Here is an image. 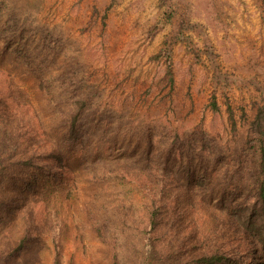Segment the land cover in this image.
Segmentation results:
<instances>
[{
  "label": "rangeland",
  "instance_id": "rangeland-1",
  "mask_svg": "<svg viewBox=\"0 0 264 264\" xmlns=\"http://www.w3.org/2000/svg\"><path fill=\"white\" fill-rule=\"evenodd\" d=\"M162 51L171 55L173 83L164 59H154ZM9 75L11 86L26 92L24 108L37 126H56L57 142L85 101L70 158L73 176L91 174L96 165L114 172L118 162L130 172L151 170L147 153L155 149L152 158L167 163L165 172L181 183L191 180L202 194L204 211L198 205L197 212H183L191 222L204 212L206 222L219 223L206 211H222L224 201L253 190L257 140L249 127L264 105V0H0V81ZM172 139L182 148L166 149ZM201 176L208 182L202 188ZM1 178L0 190L16 189L38 218L52 206L59 211L63 264H114L83 211L85 183L37 188L31 197L14 177ZM119 184L141 211V186ZM105 204L98 202L96 211ZM21 205L12 215L0 211V264H52L46 235L7 258L4 241L13 243L26 221ZM132 248L124 247L117 264H162Z\"/></svg>",
  "mask_w": 264,
  "mask_h": 264
},
{
  "label": "trees",
  "instance_id": "trees-1",
  "mask_svg": "<svg viewBox=\"0 0 264 264\" xmlns=\"http://www.w3.org/2000/svg\"><path fill=\"white\" fill-rule=\"evenodd\" d=\"M158 26L155 25V31ZM160 58L164 59L166 74L173 83L171 55L168 51H162L154 56V59ZM7 79L0 81V167L6 170L5 174H0L1 183L4 182L1 177H14L23 186L22 193H29L31 197L39 190L37 188L52 186L71 190L77 185V180L85 183L81 193L88 203L83 211L89 217L88 221L92 222V231L111 253L114 264L118 263L119 254L125 246L133 247L132 250L137 248L138 255L146 252L144 260H155L162 264H251V259L255 260V264H264V105L258 107L249 127L250 134L257 140V177L253 190L242 200L224 201L225 209L222 211H206L210 212L211 218L217 217L219 223L215 220L206 222L209 217L204 212L197 214L200 219L191 222L183 212H197L198 205L203 206L202 194L191 186V180L181 183L179 179L174 180L177 178L175 175L165 172L166 167L169 168L167 163L162 167L159 160L152 158L155 149L147 153V167L151 170L136 168L130 172L128 166L124 168V164L118 162L113 168L114 172H98L103 165H96L91 174L81 178L73 176L70 158L71 152H76L79 134L76 125L85 101L80 106L81 111L72 112L69 127L60 143L55 141L56 126L47 123L45 129L39 128L34 114L24 108L26 92L11 86L13 79L10 75ZM1 84L7 85V88L4 89ZM10 98L17 101L16 106L10 107ZM212 106L217 109L215 101H212ZM228 110L232 113L230 107ZM177 144L178 139H172L171 148L166 149L171 151ZM10 146L11 149L7 150ZM163 153H168V150L164 149ZM123 180L141 186L140 200L144 201L141 211L134 203L136 199L123 195L120 190L118 183L124 184ZM206 182L201 180L198 186L208 185ZM16 185L15 182L13 187ZM2 188V214H15L19 211L17 204H22V211L26 214L19 237L13 243L4 241L10 248L7 258L20 255L34 239L46 235L52 244V264H63L62 225H55L56 222L61 223L56 207L52 206L51 211L43 215L45 218H38L35 209L28 206L29 201H21L23 195L18 194L16 189L8 192ZM101 201H106L105 206L108 204L102 217L96 215L105 208L96 211ZM200 209L198 212L204 211L203 207ZM3 254H0V262L4 260Z\"/></svg>",
  "mask_w": 264,
  "mask_h": 264
}]
</instances>
